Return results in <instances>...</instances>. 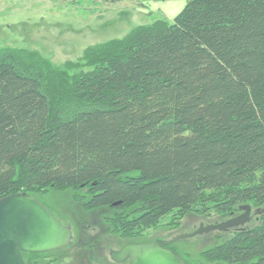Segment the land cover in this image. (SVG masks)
<instances>
[{"label":"trees","instance_id":"16d2710c","mask_svg":"<svg viewBox=\"0 0 264 264\" xmlns=\"http://www.w3.org/2000/svg\"><path fill=\"white\" fill-rule=\"evenodd\" d=\"M51 189L111 210V232L134 242L169 216L263 209L264 0H188L61 67L1 48L0 198ZM255 216L193 261L168 247L189 264H264Z\"/></svg>","mask_w":264,"mask_h":264},{"label":"rangeland","instance_id":"374dc122","mask_svg":"<svg viewBox=\"0 0 264 264\" xmlns=\"http://www.w3.org/2000/svg\"><path fill=\"white\" fill-rule=\"evenodd\" d=\"M187 2L188 0H0V49L18 47L37 50L61 67L68 61L79 60L88 46L123 37L138 25L150 24L159 19L173 21ZM39 197L73 231L71 245L50 251L49 257L38 258L39 264H118L111 262L110 252L128 240L113 234L105 222L104 216L111 213V210H85L83 204L74 198L71 189H51ZM231 217L188 212L182 218L180 226L171 228L168 225L171 219L169 216L170 219L162 221V225L146 229L143 238L170 239L178 234L194 231L201 223H219ZM257 222L258 218L254 214L245 226ZM232 232L233 229L216 230L174 243L183 255L193 261L199 258V253L205 248L227 239ZM51 257H57L58 260L50 262Z\"/></svg>","mask_w":264,"mask_h":264},{"label":"water","instance_id":"95a60500","mask_svg":"<svg viewBox=\"0 0 264 264\" xmlns=\"http://www.w3.org/2000/svg\"><path fill=\"white\" fill-rule=\"evenodd\" d=\"M240 214L219 223L203 224L192 232L170 239L130 242L110 252L116 263L127 264H189L174 249L168 247L181 239L212 231L244 228L254 214L249 204L240 206ZM73 241L70 225L62 223L52 210L34 195L13 193L0 198V264H27L23 252L43 253L65 248Z\"/></svg>","mask_w":264,"mask_h":264},{"label":"flooded vegetation","instance_id":"af4514ba","mask_svg":"<svg viewBox=\"0 0 264 264\" xmlns=\"http://www.w3.org/2000/svg\"><path fill=\"white\" fill-rule=\"evenodd\" d=\"M153 239H158V238H153ZM153 239H150V240H153ZM147 241H149V240L137 241V242H147ZM130 242H134V241H125V242L123 243V245H125V244H127V243H130ZM123 245H121L118 249H120ZM110 258H111V257H110ZM111 262L116 263V262H114L112 259H111ZM118 264H127V262H124V263H118Z\"/></svg>","mask_w":264,"mask_h":264}]
</instances>
